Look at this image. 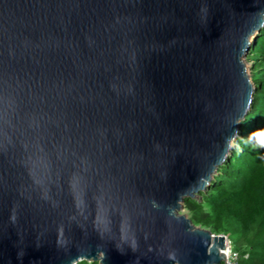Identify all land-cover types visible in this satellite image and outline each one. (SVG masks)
I'll use <instances>...</instances> for the list:
<instances>
[{"label": "water", "instance_id": "1", "mask_svg": "<svg viewBox=\"0 0 264 264\" xmlns=\"http://www.w3.org/2000/svg\"><path fill=\"white\" fill-rule=\"evenodd\" d=\"M262 28L264 0H0V264H226L182 212L231 157Z\"/></svg>", "mask_w": 264, "mask_h": 264}, {"label": "trees", "instance_id": "2", "mask_svg": "<svg viewBox=\"0 0 264 264\" xmlns=\"http://www.w3.org/2000/svg\"><path fill=\"white\" fill-rule=\"evenodd\" d=\"M248 62L256 88L251 110L231 157L201 193L202 200H188L186 210L196 226L228 236L240 264H264V28Z\"/></svg>", "mask_w": 264, "mask_h": 264}, {"label": "built area", "instance_id": "3", "mask_svg": "<svg viewBox=\"0 0 264 264\" xmlns=\"http://www.w3.org/2000/svg\"><path fill=\"white\" fill-rule=\"evenodd\" d=\"M229 239L227 242V249L225 252H227L228 255V261H226V264H240V254L233 249L232 246L229 245ZM247 258V257H246Z\"/></svg>", "mask_w": 264, "mask_h": 264}, {"label": "rangeland", "instance_id": "4", "mask_svg": "<svg viewBox=\"0 0 264 264\" xmlns=\"http://www.w3.org/2000/svg\"><path fill=\"white\" fill-rule=\"evenodd\" d=\"M252 65H253V63H252V62H249V64H248V68H249L250 71L252 70ZM182 213L188 215L187 210H185V211L182 212ZM229 245L232 246V247L234 248V245H233V243H232L231 241H229Z\"/></svg>", "mask_w": 264, "mask_h": 264}, {"label": "clouds", "instance_id": "5", "mask_svg": "<svg viewBox=\"0 0 264 264\" xmlns=\"http://www.w3.org/2000/svg\"><path fill=\"white\" fill-rule=\"evenodd\" d=\"M229 239V238H228Z\"/></svg>", "mask_w": 264, "mask_h": 264}]
</instances>
